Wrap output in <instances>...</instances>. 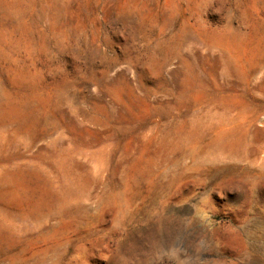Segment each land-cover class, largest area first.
Here are the masks:
<instances>
[{
  "label": "rangeland",
  "instance_id": "1",
  "mask_svg": "<svg viewBox=\"0 0 264 264\" xmlns=\"http://www.w3.org/2000/svg\"><path fill=\"white\" fill-rule=\"evenodd\" d=\"M0 264H264V0H0Z\"/></svg>",
  "mask_w": 264,
  "mask_h": 264
}]
</instances>
